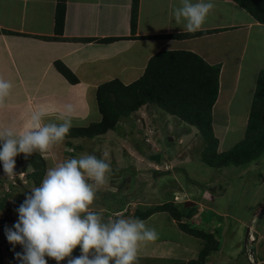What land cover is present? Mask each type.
Here are the masks:
<instances>
[{
	"label": "crops",
	"instance_id": "obj_1",
	"mask_svg": "<svg viewBox=\"0 0 264 264\" xmlns=\"http://www.w3.org/2000/svg\"><path fill=\"white\" fill-rule=\"evenodd\" d=\"M213 3L214 9L195 35L163 37L188 34L175 24L172 14L179 0H65L61 35L54 31L57 0H0V77L13 85L0 107V126L14 125L22 130L31 113L39 109L48 112L45 122L59 123L57 117L66 104L74 108L72 126L98 121L101 116L95 91L99 84L114 78L128 84L143 73L149 58L157 51L183 49L210 64H220L218 94L212 107L215 132L216 123L225 121H215L214 110L231 114L227 110L239 103L238 108H247L239 111L249 112L257 76L264 67V24L233 0H213ZM133 7H136L134 31L130 26ZM102 38L115 39L103 42ZM57 61L76 76V83H70L58 71L54 64ZM218 126L228 129L227 123ZM46 155L50 162L54 161L50 152ZM206 206L197 208L196 223L201 222L199 217L209 209ZM260 211L263 208L255 216ZM232 219H235L232 224L221 226V245L212 229L218 223L208 222L206 226L218 242L214 251L219 252L221 247V257L226 251L238 260L241 253L238 232L247 227L248 233L256 231L257 236L258 231L241 217ZM168 242L171 243L159 244L166 248L157 257L170 260L169 263L192 264L201 249L188 251L183 257L176 252L177 244ZM211 254L205 261L193 264H214ZM257 259L254 256L249 264H258Z\"/></svg>",
	"mask_w": 264,
	"mask_h": 264
},
{
	"label": "rangeland",
	"instance_id": "obj_2",
	"mask_svg": "<svg viewBox=\"0 0 264 264\" xmlns=\"http://www.w3.org/2000/svg\"><path fill=\"white\" fill-rule=\"evenodd\" d=\"M238 105L227 110L232 112L231 114H220L214 110V120L225 121L216 123L217 130L214 134L221 144L218 151H226L244 138L248 112L243 114L247 108H238ZM226 123L227 130L218 126H224ZM66 141H70L74 146L82 145L83 148L67 146ZM202 147L200 134L194 126L154 106L151 109L141 106L129 116L120 119L115 129L104 134L92 138L64 139L49 151L53 162L48 160L49 155L46 153L41 155L45 159L46 171L64 160L79 158L82 154H93L110 163L111 171L107 174V183L96 192L95 200L89 208V211L102 213L105 220L114 218L117 214L134 218L135 210L144 211L158 203L171 200L179 203L183 210L195 207L190 218L182 219V222L192 228L207 233L208 222L218 223V227L213 225L212 229L215 231V238L218 241L221 239V245V226L225 223L232 224L234 216L241 217L246 220L247 225L251 224L252 228L258 231L256 236V231L253 233L250 230L254 235L251 237L255 238L256 242L251 239L249 228L246 227L241 233L238 232L241 238L238 260L236 257H230L226 251L223 252L224 258L221 257V247L219 252L212 251L211 259L215 261L214 264H249L255 256L258 258V264H264V261L260 262L264 256V244H261L264 238H258L259 235H264V154L248 166L211 168L200 159ZM155 154L160 155L159 162L151 158ZM28 166L26 161L18 163L14 169L17 176L13 179H9L3 168H0V202L5 198L7 203H10L9 208H0V235L2 226L12 228L18 220L16 209L19 206H11V202L18 200V195H21L22 203L33 188L40 186L44 178L39 185H35L27 175L32 170ZM206 204L209 209H205L199 217L201 222L196 223L197 208L202 209ZM261 208L263 211L255 216ZM142 220L147 227L157 231L159 238L155 242L141 244L136 264H175L157 257L160 251L166 248L165 245V248L161 247L165 241L169 244L170 240L175 242L176 252L180 256L184 255L183 257L188 251L199 250L207 241L206 238L195 237L185 231L180 234L182 229L178 222L167 212H155ZM5 243L0 236L3 264H19L9 257L10 251L17 253L18 246H12L8 250ZM46 259L57 264L54 259ZM65 261L66 258L60 264H65Z\"/></svg>",
	"mask_w": 264,
	"mask_h": 264
},
{
	"label": "clouds",
	"instance_id": "obj_3",
	"mask_svg": "<svg viewBox=\"0 0 264 264\" xmlns=\"http://www.w3.org/2000/svg\"><path fill=\"white\" fill-rule=\"evenodd\" d=\"M213 0H179L173 8L177 26L188 33L200 31L210 12ZM13 85L0 77V107L10 95ZM72 104H66L57 122H45L48 112L31 113L26 126H0V163L9 179L17 176L15 157L33 153L45 154L61 144L72 127ZM111 165L93 154H82L49 168L40 184L26 195L16 209L18 220L5 228L10 244H19L20 264H136L141 244L155 242L159 234L139 218L117 214L105 220L102 213L89 211L96 192L107 183ZM79 247L80 255L73 257Z\"/></svg>",
	"mask_w": 264,
	"mask_h": 264
},
{
	"label": "trees",
	"instance_id": "obj_4",
	"mask_svg": "<svg viewBox=\"0 0 264 264\" xmlns=\"http://www.w3.org/2000/svg\"><path fill=\"white\" fill-rule=\"evenodd\" d=\"M244 8L258 22L264 24V0H233ZM65 17V0H57L55 9L54 31L61 35ZM136 7H133L130 21L131 30L135 29ZM188 33L184 35H162L163 37H180L195 35ZM60 38V37H59ZM115 38H102L103 42H109ZM58 71L70 82L76 83V76L60 62L54 63ZM220 64H210L198 54L183 50L171 49L160 50L154 53L148 60L143 73L134 81L123 84L114 78L99 84L95 91L97 108L100 120L91 122L86 126H72L65 139L87 137L92 138L115 129L120 119L129 116L141 106L161 109L162 111L177 117L182 122L194 126L203 142L200 151V159L211 168H226L248 166L264 154V67L259 71L255 90L253 93L250 109L247 115L244 138L226 151H218L219 140L215 136L212 126V107L217 99L219 86ZM67 146L82 149V145H73L70 141L65 142ZM155 161L160 160V155H152ZM16 166L26 161L32 170L27 173L35 185H39L45 175V159L40 153H33L25 157L21 153L15 157ZM15 166V168H16ZM0 168H3L0 163ZM158 173V172H156ZM16 190V189H12ZM21 198V195H18ZM15 200L11 206H20L21 199ZM5 198L1 199L0 208H9ZM195 207L183 210L180 204L173 201L161 202L147 210L134 211V218L145 219L155 212H167L178 222L179 227L195 236L206 238L198 257L193 263L203 261L207 255L218 247L217 240L212 233L203 232L197 228L190 227L183 218H190ZM6 226H2L1 237L5 247L10 250V244L5 235ZM17 252H22L21 245L17 244ZM10 248V249H9ZM1 249V248H0ZM80 255V249H74L72 256ZM11 260L20 264L15 253L9 252ZM49 264L51 260H47ZM66 258L65 264H67ZM0 264L2 255H0ZM188 264V263H187Z\"/></svg>",
	"mask_w": 264,
	"mask_h": 264
},
{
	"label": "water",
	"instance_id": "obj_5",
	"mask_svg": "<svg viewBox=\"0 0 264 264\" xmlns=\"http://www.w3.org/2000/svg\"><path fill=\"white\" fill-rule=\"evenodd\" d=\"M169 140H171V137H170V139Z\"/></svg>",
	"mask_w": 264,
	"mask_h": 264
}]
</instances>
